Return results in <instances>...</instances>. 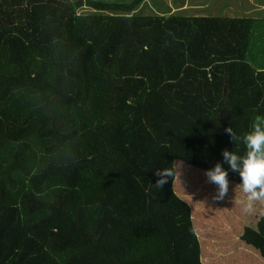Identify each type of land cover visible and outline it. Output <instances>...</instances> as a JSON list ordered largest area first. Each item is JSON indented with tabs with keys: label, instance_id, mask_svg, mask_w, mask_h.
Masks as SVG:
<instances>
[{
	"label": "trees",
	"instance_id": "16d2710c",
	"mask_svg": "<svg viewBox=\"0 0 264 264\" xmlns=\"http://www.w3.org/2000/svg\"><path fill=\"white\" fill-rule=\"evenodd\" d=\"M146 1L0 0V264H264L222 156L264 121L253 21Z\"/></svg>",
	"mask_w": 264,
	"mask_h": 264
},
{
	"label": "clouds",
	"instance_id": "9594fccd",
	"mask_svg": "<svg viewBox=\"0 0 264 264\" xmlns=\"http://www.w3.org/2000/svg\"><path fill=\"white\" fill-rule=\"evenodd\" d=\"M225 132L232 142L242 141L245 146L246 152L243 156L228 150H224L222 156L224 164L240 176L241 183L238 187L242 189L246 197L240 201L243 211L254 213L257 203H264V127L254 124L252 130L242 137L237 136L231 127L225 129ZM156 175L160 177L155 185L158 188L167 182L168 176L173 177L169 169H163ZM204 175L209 184L217 187V193L213 199L223 200L229 190L228 172L220 163H217L213 168L205 171Z\"/></svg>",
	"mask_w": 264,
	"mask_h": 264
},
{
	"label": "crops",
	"instance_id": "0c3cea01",
	"mask_svg": "<svg viewBox=\"0 0 264 264\" xmlns=\"http://www.w3.org/2000/svg\"><path fill=\"white\" fill-rule=\"evenodd\" d=\"M189 9L195 15L251 18L247 58L258 71L264 70V0H185V11Z\"/></svg>",
	"mask_w": 264,
	"mask_h": 264
},
{
	"label": "rangeland",
	"instance_id": "374dc122",
	"mask_svg": "<svg viewBox=\"0 0 264 264\" xmlns=\"http://www.w3.org/2000/svg\"><path fill=\"white\" fill-rule=\"evenodd\" d=\"M72 2H77L78 0H71ZM107 3H119L125 4L130 3L132 0H96ZM181 0H147L145 3L140 4L135 10L134 14L138 16H172L173 14H168L167 10L174 5H178ZM80 13H92L88 8H85ZM175 16H185L183 14H174ZM259 125L264 127V121H260Z\"/></svg>",
	"mask_w": 264,
	"mask_h": 264
}]
</instances>
